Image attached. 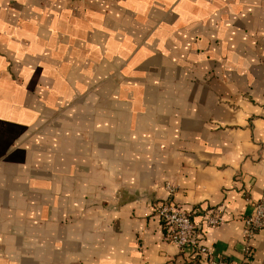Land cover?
<instances>
[{"label":"crops","instance_id":"crops-1","mask_svg":"<svg viewBox=\"0 0 264 264\" xmlns=\"http://www.w3.org/2000/svg\"><path fill=\"white\" fill-rule=\"evenodd\" d=\"M263 189L264 0H0V264H264Z\"/></svg>","mask_w":264,"mask_h":264},{"label":"built area","instance_id":"built-area-1","mask_svg":"<svg viewBox=\"0 0 264 264\" xmlns=\"http://www.w3.org/2000/svg\"><path fill=\"white\" fill-rule=\"evenodd\" d=\"M168 193L173 189L167 185ZM153 213L161 223L166 239L180 249L191 250L190 262L193 264H241L232 259L214 256L203 243L202 231L206 227L218 226L225 219L216 211H210L201 223H196L171 202L170 196L157 202ZM242 261L249 262L253 252L252 241L260 229L264 228V189L259 199L253 204L251 214L242 220Z\"/></svg>","mask_w":264,"mask_h":264}]
</instances>
